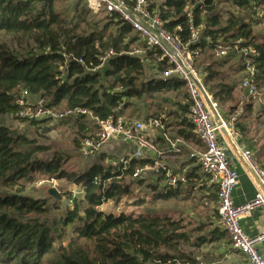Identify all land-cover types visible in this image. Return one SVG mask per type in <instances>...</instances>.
Segmentation results:
<instances>
[{
  "label": "trees",
  "instance_id": "obj_1",
  "mask_svg": "<svg viewBox=\"0 0 264 264\" xmlns=\"http://www.w3.org/2000/svg\"><path fill=\"white\" fill-rule=\"evenodd\" d=\"M72 1L73 16L69 18L63 6ZM229 1L239 10L255 12L264 8V0L254 4L249 0ZM187 7L192 8L194 25H202L203 39L196 45L200 51L197 66L198 61L201 64L212 60L220 40L245 41L240 42L241 47L253 50L250 57L256 70L253 83L257 90L262 89L264 37L256 40L250 25L239 17L229 14L224 21L216 12L215 0H159L157 9L165 29L173 32L176 26H181L184 41ZM96 15L87 9L86 0H0V35L34 50L19 57L0 44V117L15 113V99L21 91L41 97L48 106L59 110L86 109L100 121L111 116L123 117L131 100L145 96L152 100L154 96L170 94L180 113L174 124L163 121L168 136L191 142L194 137L186 118L190 104L183 84L158 79L140 82L144 61L157 64L160 69L166 67L159 61V53L151 50L142 58L129 56L136 46L144 48L137 43L131 28L116 15L104 14L106 23L96 21ZM109 51L114 56L101 69L100 58ZM214 65L206 68L204 84L217 105L226 107L231 114L240 79L237 82L223 79L212 71ZM163 101L172 104L169 99ZM251 108L248 105L245 111ZM158 116L152 113L145 121ZM171 127L178 130L169 131ZM238 131L243 137L248 135L245 128ZM43 151L24 135H15L0 124V190L13 192L0 196V264H196V258L183 253L182 248L197 249L209 239L191 241L180 222L151 216L148 209L135 217L124 212L104 214L99 210L108 202L117 204L123 196L131 197L130 185L125 180L130 179L136 168L151 166L150 161L132 160L122 170L105 166L107 156L101 154L98 163L78 176L67 172L63 158L56 154L47 160L38 159L37 154ZM254 157L264 169V153L257 152ZM198 172V167L191 168L183 187L160 191L156 184L146 185L149 198L137 199L133 205L152 206L187 196L196 189L202 191L203 176ZM37 180H63L78 185L82 189L81 198L64 192L71 207L63 215L51 217L52 208L45 202L22 196L25 186ZM68 227L72 229L69 237L64 232ZM223 236L229 239L224 232L214 231L211 242L222 240Z\"/></svg>",
  "mask_w": 264,
  "mask_h": 264
},
{
  "label": "built area",
  "instance_id": "obj_2",
  "mask_svg": "<svg viewBox=\"0 0 264 264\" xmlns=\"http://www.w3.org/2000/svg\"><path fill=\"white\" fill-rule=\"evenodd\" d=\"M158 1L86 0V6L93 14L116 15L122 24L131 28L137 43L143 44L144 48L136 46L128 53L129 56L142 58L146 51L151 50L159 53V61L164 62L166 67L160 69L154 64L158 80L162 82L177 80L183 84L190 104L187 121L190 124L191 134L199 144V149L194 152L192 158L199 172L217 189V228L229 237L231 250L241 254L247 264H264V257L259 250L264 244V232L249 237L240 226L242 219L252 217L257 212L264 214V169L241 143L240 133L236 127V120L241 110H236L226 117L222 115L204 84V77L196 64L200 53L196 45L202 39V25L198 27L194 25L192 8L187 7L184 11L187 26V39L184 41L181 26H176L173 32L165 29L164 21L158 13ZM249 1L254 4L258 0ZM154 4H156L155 8ZM216 51L225 57L233 51L241 52L243 62L240 89L243 91L244 100L254 99L257 88L253 83L256 70L250 58L253 56V50L250 47L231 50L219 45ZM113 56L112 51L106 53L100 58L101 65ZM15 106L13 118L24 122L62 123L69 119L91 121L92 131L79 142L78 153L81 157H96L110 144L131 145L132 150L129 154L108 159L106 164L112 168L125 170L132 160L150 161L151 166L136 168L133 171L130 176L132 182L139 180L144 171H150L159 177L160 191L187 184L189 170L185 167L173 169L168 165V161H177L186 143L181 137L168 136L163 123L164 116L149 119L147 122L112 116L100 121L86 109L59 110L50 107L45 99L32 96L27 91L19 93L15 99ZM149 131L160 133L165 146L160 148L148 138ZM221 139L229 141L235 148L238 157L232 153L231 155L243 165L244 173L254 187L253 199L243 205L237 206L233 202V194L240 185V174L226 154L225 149L228 144L221 143Z\"/></svg>",
  "mask_w": 264,
  "mask_h": 264
},
{
  "label": "rangeland",
  "instance_id": "obj_3",
  "mask_svg": "<svg viewBox=\"0 0 264 264\" xmlns=\"http://www.w3.org/2000/svg\"><path fill=\"white\" fill-rule=\"evenodd\" d=\"M63 7L68 10L70 18L73 14V1L65 4ZM216 12L219 13L224 21L229 14L239 17L242 21L250 25L252 36L256 40H260L264 37V8H258L255 12L239 10L235 8L229 0H216ZM95 18L96 21L102 20L103 23L107 22L104 14H97ZM219 42L221 43V47H226L231 50L241 48L240 42L245 43V41H235L233 39H228L226 41H223L222 39ZM0 44L4 45L11 51H14L19 57H26L29 51H34L31 47H20L16 45L8 36L0 35ZM238 44H240V46ZM213 55L212 60L203 62L204 58H202L203 63L201 64L200 61H198V67L200 68L203 77L206 68L212 63H216V65L211 68L213 72H216L220 77L229 82L239 81L242 74L240 67L243 62L241 52L233 51V53L225 57L216 51ZM219 62L221 63V66L218 65ZM105 67L106 63L100 68L102 69ZM238 71H240V73ZM157 79L158 74L154 71V64L151 65L148 61H144V73L140 78V82L146 83ZM238 88L235 102L231 105H235L234 112L236 110H241V113L236 120V126L239 124L237 129L240 130L241 128H245L248 131L247 136L243 137L240 135L241 143L252 153L253 156L257 152L264 153V87L257 90L254 99L249 100H244L243 91L239 86ZM164 98L171 100L172 104L164 102ZM172 99L173 98L170 94H165L154 96L152 100H149L146 96L140 100H131V106L125 111L123 117L126 120L131 119V121L146 122V117L152 113H157V115H159L158 117L164 116L166 119L173 117V119H175L177 117L175 113H178V110L174 107L175 102H173L174 100ZM180 103L183 104V102ZM248 105H251V111H245ZM216 107L225 117L229 115L226 107H220L219 105ZM85 122L87 125H81L79 120L74 119H69L62 123L40 122L30 124L28 122L17 120L13 118L12 115L0 117V124L7 126L15 135H24L33 141L35 146L44 149L43 152L37 154L38 159L47 160L56 154L63 158V161L65 162L64 169L71 175L78 176L93 164L98 163V156L84 158L78 153L79 142L82 137L86 135L84 132L85 129H87L88 132H91L93 129V125L90 121L86 120ZM104 165L108 166L106 163ZM139 181L140 183H138ZM125 182L130 185L129 191L133 198H126L123 196L122 200L117 204L108 202L99 209L101 212L112 215H118L124 212L135 217L144 214L145 209H148V211H150L149 215L151 216L170 218L174 221L180 222L184 227L183 231L190 236L191 241H195L197 238H204L205 240L209 239V242L205 243L200 248L193 249L187 246L182 248L183 253L190 254L196 258V264L233 263L228 262L227 258L224 257L225 254L223 253L225 252L217 251L219 248L221 250L224 249L223 251L231 249L229 239L226 236H223L222 240L211 242V233L217 230L218 232L221 231L217 228L218 217L215 210V203L207 202V200L204 201L202 199V193L198 192L197 189L191 192V194L187 196L183 195L175 200H170L168 202L159 201L152 206L137 207L133 205L134 201L137 199L149 198V191L146 189V185L156 184L157 187H159L161 181L157 182L150 171H144L140 175L139 180L132 182L127 178ZM50 190H54L57 196L53 197L49 195ZM66 191H70L72 197H76L78 200L81 198V187L63 180H37L36 182L25 186L22 196L29 197L32 200L45 202L52 208L50 216L59 217L63 215L67 208L71 207L69 199L63 194ZM12 193V191L0 190V196H8ZM79 206L80 210L84 208L82 203L79 204ZM64 232L69 237L72 229L68 227Z\"/></svg>",
  "mask_w": 264,
  "mask_h": 264
},
{
  "label": "crops",
  "instance_id": "obj_4",
  "mask_svg": "<svg viewBox=\"0 0 264 264\" xmlns=\"http://www.w3.org/2000/svg\"><path fill=\"white\" fill-rule=\"evenodd\" d=\"M179 113L180 112L178 111V113H175V115H178ZM162 118L164 119V121L167 120L172 124H174L178 121V120L173 119V117H170L167 119L164 117H162ZM186 118H188V117H186ZM129 120H131V119H129ZM85 121L81 120V123H82L81 125H84V124L87 125ZM90 123H91V121H90ZM168 130L176 132L178 130V128L171 127ZM84 132L87 134L88 130L85 129ZM148 138H150L160 148L165 146V143L161 141L162 137H161L160 133H158L156 131H149L148 132ZM220 142L224 143V144H228V141L225 139H221ZM185 143H186V147L183 148L181 156L177 159V161H168V165L170 167H172L173 169H176L177 167H185L189 170V173H190V169L193 167H196L192 156H193L194 152L199 149V144L194 138L191 142L185 141ZM226 146H227L226 147L227 149H225V151H226V154L228 155L230 153L229 146L228 145H226ZM131 150H132L131 145H126V144H122V143L110 144V145L104 147V149L101 151V153L99 155H101V154L106 155L107 154L106 155L107 159L105 161V163H106L108 161V159L120 158L122 156L129 154L131 152ZM228 157L230 158L232 165L234 166L236 171L240 174V185H239L238 189H236V191L233 194V202L237 206L243 205V204H245V203H247L253 199L254 194H255V190H254V187L252 186L250 180L248 179V177L244 173L243 165L241 163H238L235 159H233L232 156H228ZM234 160L236 161V163L234 162ZM198 173L201 174L200 172H198ZM151 174L153 175V178L157 181L156 178H159V177H157L156 173L151 172ZM199 192L202 193V199L204 201L207 200V202H211V203L214 202L215 203V210H216V207H217L216 188L208 183V179L205 176L202 177V191H199ZM240 226L242 227L243 231L245 232V234L247 236L255 237L259 233L264 232V214H262L261 212H257L252 217L244 218L240 221ZM213 233H211V234L213 235ZM214 241H216V239ZM223 250L224 249L221 250L219 248L217 251L218 252H225V253H223V254H225L224 257L227 258L228 262H233L231 264H247L244 257L241 254L234 252L231 249L230 250L228 249L225 251H223ZM259 250H260L262 256L264 257V244L260 247Z\"/></svg>",
  "mask_w": 264,
  "mask_h": 264
},
{
  "label": "water",
  "instance_id": "obj_5",
  "mask_svg": "<svg viewBox=\"0 0 264 264\" xmlns=\"http://www.w3.org/2000/svg\"><path fill=\"white\" fill-rule=\"evenodd\" d=\"M214 118L216 119V117H214ZM228 146H229V150H230V153H229L230 155L228 154V156H232V155H231V153H232V154H234L236 157H238V154H237L235 148H234L232 145H230L229 141H228ZM234 162L236 163L235 160H234ZM49 195H51V196H53V197H56V196H57V194H56V192H55L54 190H50V191H49Z\"/></svg>",
  "mask_w": 264,
  "mask_h": 264
}]
</instances>
